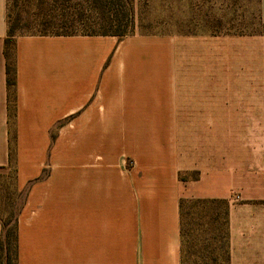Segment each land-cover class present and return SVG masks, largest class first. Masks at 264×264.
I'll return each mask as SVG.
<instances>
[{
    "label": "crops",
    "instance_id": "obj_1",
    "mask_svg": "<svg viewBox=\"0 0 264 264\" xmlns=\"http://www.w3.org/2000/svg\"><path fill=\"white\" fill-rule=\"evenodd\" d=\"M6 35L0 0L1 176ZM152 42L15 38L18 264H180L181 200L264 204V44L213 77L178 70L170 42L162 67Z\"/></svg>",
    "mask_w": 264,
    "mask_h": 264
},
{
    "label": "rangeland",
    "instance_id": "obj_2",
    "mask_svg": "<svg viewBox=\"0 0 264 264\" xmlns=\"http://www.w3.org/2000/svg\"><path fill=\"white\" fill-rule=\"evenodd\" d=\"M6 18L15 37L99 35L109 29L105 20H114L112 30L123 34L117 40L153 41L145 45V53L158 54L162 67L167 66L170 42L178 70H201L213 77L217 71L226 75L235 69L233 64L246 70L248 60L250 68L257 67L254 62L258 64L264 44L260 0H6ZM243 36L254 40L236 39ZM253 50L254 62L247 54ZM9 186L0 180V194L10 193ZM22 198L10 196L12 210L21 206ZM260 205H207L199 264H264ZM2 212L0 218L6 216Z\"/></svg>",
    "mask_w": 264,
    "mask_h": 264
},
{
    "label": "trees",
    "instance_id": "obj_3",
    "mask_svg": "<svg viewBox=\"0 0 264 264\" xmlns=\"http://www.w3.org/2000/svg\"><path fill=\"white\" fill-rule=\"evenodd\" d=\"M101 0H92L98 4ZM108 24V30H104L99 35H82V36H112L118 39L123 38V34L112 30L114 20H105ZM53 36H73L68 34H56ZM15 34L14 27L7 23V35L4 40V58L7 85V112H8V128H9V163L6 175H0V180L9 182L10 193L1 195L0 210L6 212L5 217L0 218V264H18V234H17V218L22 209L24 202V194L18 192L15 188V136L13 134L14 119V90H15ZM4 184V183H3ZM23 195L21 206L12 210V200L10 196ZM221 204L228 205L227 201L216 200H181L179 202V236H180V264H199L203 246H202V230L205 226L203 220L204 209L207 205ZM2 212V213H4Z\"/></svg>",
    "mask_w": 264,
    "mask_h": 264
}]
</instances>
